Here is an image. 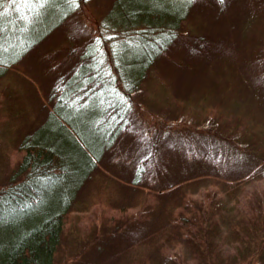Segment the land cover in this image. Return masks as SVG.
Returning a JSON list of instances; mask_svg holds the SVG:
<instances>
[{"label":"trees","instance_id":"obj_1","mask_svg":"<svg viewBox=\"0 0 264 264\" xmlns=\"http://www.w3.org/2000/svg\"><path fill=\"white\" fill-rule=\"evenodd\" d=\"M91 1L94 0H32V10H25L26 16L32 13V26L23 28L18 12L12 13L23 2L0 0V46L6 43L7 48L4 50L7 55L0 59V80L8 66L17 65L82 5ZM239 1H110L97 22V35L86 44L77 64L56 79L44 118L35 122L17 144V165L0 189V264H55L64 241L66 219L74 211L80 193L104 164L125 165L121 174L131 178L132 190L144 194L149 191L144 197L146 200L159 197L161 201L147 206L152 210L151 216H145L143 221L137 220L139 216L129 217L130 222L125 224L124 234L129 238L125 251L150 243L149 239L152 241L164 233L174 237L154 242L160 245L151 249L157 260L169 241L178 239L179 244L199 248L196 251L202 258L200 264H207L209 254L221 259L225 250L229 253L226 264H253L259 260L264 263V214L262 217L249 215L238 221L237 226L228 228L229 224L224 225V220H220V217L227 218L228 223L227 210L223 215L213 213L219 200L201 198V204L196 206L187 197L182 198L185 182L212 180L240 188L245 178L260 172L250 170L264 161V154L240 130L216 127L215 123L227 115L223 118L217 113L219 119L209 114L206 124L196 123L193 128L200 134L190 142L181 135L182 130L177 131L170 123L165 126L168 132L164 134L168 136L164 140L150 141L138 123L139 113L135 114L134 96L152 69L170 70L168 81L174 90L179 88L182 92L176 99L188 97L185 103H191V93L207 81L209 73L204 71H209L215 61L229 62L232 70L225 69L239 71V85L249 84L248 90L239 88L241 95L251 94L259 99L258 88L253 87L264 83V0H254L261 1L258 7L262 15L258 22L262 23L251 35L235 33L227 20L226 32L209 31L212 26L199 36L184 32L187 20L198 8L210 7L214 17L211 23L223 28L220 15H225L229 8L235 11ZM2 12L8 14L7 19L1 18ZM189 53L192 61L184 68V59ZM223 65L217 70L222 80ZM248 65L252 70L261 71L252 78L244 71ZM228 100L229 97L220 99ZM131 146L139 147L138 154L129 153ZM228 167L230 171L236 169L240 176L228 179L224 173ZM175 172L179 178L170 184L176 177ZM176 196L169 219L163 221L161 212L165 203ZM224 197H220L221 201ZM245 201L250 206L262 204L256 199ZM128 207L121 209L127 213ZM220 207L216 209L219 214ZM230 218L235 220L234 216ZM143 222L146 225L142 228ZM230 232L237 240L228 244L223 234ZM96 244L102 247L103 239Z\"/></svg>","mask_w":264,"mask_h":264},{"label":"rangeland","instance_id":"obj_2","mask_svg":"<svg viewBox=\"0 0 264 264\" xmlns=\"http://www.w3.org/2000/svg\"><path fill=\"white\" fill-rule=\"evenodd\" d=\"M20 1L23 2L22 7L12 10V13L18 12L22 20L21 27L32 26V13L28 16L25 13V10H32V0ZM110 1L94 0L90 4L82 5L78 12L46 37L39 46L20 60L21 62L8 66L4 70L0 80V189L8 182V176L17 165V144L36 124L35 122L44 118L45 111L48 110L50 91L56 79L68 70H72L77 64L86 44L97 35L98 21ZM258 2L261 1L240 0L235 11L229 8L225 15H220L223 28H217V25L213 26L211 23L214 17L210 7L198 8L193 11L191 19L187 20V28L184 32L199 36L211 26L209 31L216 32L221 29L222 32H226L229 28L228 21L234 26L235 33L251 35L254 28L262 23L261 20L258 22L262 15ZM224 16L230 17L226 19ZM7 17L8 14L2 12L1 18L7 19ZM4 50H7L6 43L0 46V59L1 57L4 59L7 55ZM231 54L234 57L233 53ZM234 54L236 55L235 51ZM187 56L184 59V68L188 67L189 62L192 61L191 53ZM215 62L209 67V71H204L209 73L207 81L201 86H194L191 103H185L188 97L176 99L182 95V92L179 88L174 90L173 85L168 81L167 74L171 73L170 70L152 69L142 89L134 96L135 105H137L135 114L139 113L137 118L138 123L141 124L140 128L145 130L150 141L164 140L168 136L164 134V131H167L165 126L170 123L171 127L177 131L182 130L181 135L191 142V138L195 139L200 134L193 126L196 123L206 124L205 118L209 114L219 118L217 113H220L223 118L227 115V118L215 123L218 129L240 130L256 145L258 151L264 154V105L262 104L264 103V83L253 87L258 88V94L261 95L259 99L251 94L241 95L239 88L248 90L249 84L239 85V71H231L229 62L222 61L221 64ZM222 65L224 80L217 74V70ZM226 67H231V70L225 69ZM244 71L254 78V74H258L261 70H252V66L248 65ZM223 93L228 95L221 96ZM222 97H229V100L222 102L220 101ZM216 105H219L218 110L213 111ZM201 141L206 143L203 138ZM138 150V146H131L129 153L138 154ZM249 164L254 166L253 162ZM114 165L104 164V167L95 173L80 193V197L74 204V211L66 219L64 241L55 257V264H200L202 258L196 251L198 247L179 244L178 239L169 241L165 251L160 252V258L154 259L151 249L160 247L154 242L159 239L164 240L166 237H174L172 234L163 233L161 237L152 238V241L149 239L150 243H142L124 250L125 243H129V238L124 234L127 227L125 224L131 220L129 217L139 216L137 220L143 221L145 216H151L149 212L152 210L147 206L151 203L160 204L161 201L159 197L146 200L144 197L149 191L144 194L141 191L132 190L131 178L121 174L125 165ZM253 170H260V172L255 171L244 181L242 180L243 185L240 188L234 187L231 181L229 183L233 187H227L223 182L212 180L193 181L190 184L185 182L182 198L187 197L194 202L193 204H197L196 206L201 204V198L202 200L204 198L219 200L215 202L218 206L214 208L213 213L217 216L223 215L227 210L228 223L227 218L219 217L221 221L224 220V225L229 224L226 226L228 228L237 226L238 221L249 218V215L262 217L264 214V161L259 162L257 167H253L250 171ZM224 173L230 180L240 176L236 169L230 171L229 167L228 170L224 169ZM178 178L176 173L174 180L169 181L170 184L175 183ZM149 184L154 186L153 183ZM220 197L224 199L221 201ZM230 197H232L231 202H229ZM176 199L177 196L172 197L167 204L165 203L164 210L161 212L163 221L169 219L171 208L176 205ZM255 199L261 200L262 204L259 206L256 203L250 206L245 201L251 202ZM238 201L241 203L235 205ZM134 204L136 206L130 207ZM122 206L124 208L129 206L125 210L127 213L123 212ZM219 206H221L220 214L216 210ZM232 216L235 220L229 219ZM145 225L143 222L141 227ZM223 238L228 244L237 240V236L232 235L231 232L227 235L223 234ZM102 239L104 245L100 247L96 243ZM112 255H117V258ZM228 255L227 250L222 252L221 259L212 258L209 254L207 264H226L225 259ZM149 256H152L151 260L148 259ZM253 264L264 263L259 260Z\"/></svg>","mask_w":264,"mask_h":264}]
</instances>
